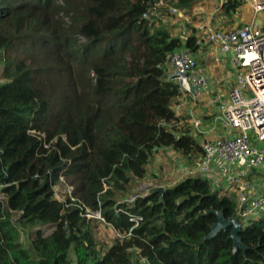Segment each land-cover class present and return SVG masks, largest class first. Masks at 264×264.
I'll use <instances>...</instances> for the list:
<instances>
[{"label": "trees", "instance_id": "1", "mask_svg": "<svg viewBox=\"0 0 264 264\" xmlns=\"http://www.w3.org/2000/svg\"><path fill=\"white\" fill-rule=\"evenodd\" d=\"M150 1L0 0V264H264V217L242 225L245 252L233 251L230 228L206 238L210 210L240 217L234 193L202 173L117 200L157 149L201 153L172 126L179 90L165 71L171 51H197L195 36L142 18ZM165 1L188 12L201 0ZM60 175L75 202L54 197ZM84 207L116 231L110 246ZM18 225L53 230L32 231L24 247Z\"/></svg>", "mask_w": 264, "mask_h": 264}, {"label": "built area", "instance_id": "2", "mask_svg": "<svg viewBox=\"0 0 264 264\" xmlns=\"http://www.w3.org/2000/svg\"><path fill=\"white\" fill-rule=\"evenodd\" d=\"M249 1L248 7L257 17L232 29L211 25L212 15L206 23L197 26L192 23L195 32L183 25L180 37L194 34L197 51L184 46L171 51L165 61L167 77L178 85L179 96L185 101L188 98L196 101L209 86V70L200 55L204 47H210V52L217 54L216 62L230 66L225 69L230 81L228 96L224 101L219 100L215 117L230 133L200 143L199 169L211 181L219 175L225 176L226 183L233 187L237 212L243 219L264 214V192L252 195L251 182L244 178L247 171L264 164V0ZM160 8H166V13L160 12ZM181 10L165 0H152L142 18L157 22H163L168 15L183 18ZM235 164L243 169L232 173L229 167ZM59 178L63 179V175ZM70 187L66 193L75 202L73 186ZM3 197L0 193V198ZM135 197L129 196L126 202H132ZM84 210L88 218L96 214L105 221L99 211L92 212L88 207Z\"/></svg>", "mask_w": 264, "mask_h": 264}, {"label": "crops", "instance_id": "3", "mask_svg": "<svg viewBox=\"0 0 264 264\" xmlns=\"http://www.w3.org/2000/svg\"><path fill=\"white\" fill-rule=\"evenodd\" d=\"M194 25L197 26V23H194ZM208 51L209 52H203L202 50L200 53L202 59L205 61V64L208 66L207 69H209L210 79L209 86L203 92L201 96L202 98L200 97L201 99L199 98L196 101L188 98L185 101L182 97L178 96L172 105V109L178 117L176 122L173 124L176 132H187L196 138L199 143L204 140L221 136L224 134V129H226L222 122L216 120L215 118L214 121L212 120V126H206V128H208L207 130L203 129L204 119L211 116V114H216L218 112V106L220 104L219 100L224 101L227 99L228 90L230 88V81L226 78V75V79H223L221 76V68L224 64L218 63L214 60L217 54H215V52H210V47L208 48ZM214 98H218V100L215 101ZM158 152L163 153L161 157L158 155ZM163 156L167 157L168 160H172L173 163L170 164L169 162H166L167 164H163ZM199 160L200 153L198 152L188 156H183L181 153L170 147H161L157 149L153 152L146 166L147 171H149V177L151 178V182L146 184L148 186L146 188V192H148L149 187L152 186H161L164 188L165 186H170L179 182L187 176L202 175L199 169ZM155 162L158 163L157 168L154 167ZM242 169L243 167L237 164L229 167V171L232 173ZM160 170L162 171V174H160ZM171 172L173 175L171 174V176H168V173ZM153 175H155L154 178ZM262 175H264L263 165L259 168L247 171L244 176L245 179H249L251 182L252 187L250 189V193L252 195L264 192V176ZM215 181H213L214 186L220 188L223 193L230 194V191H232V188L230 189L231 184L226 183L227 181L225 176L219 175L215 177ZM261 216L264 217V214Z\"/></svg>", "mask_w": 264, "mask_h": 264}, {"label": "rangeland", "instance_id": "4", "mask_svg": "<svg viewBox=\"0 0 264 264\" xmlns=\"http://www.w3.org/2000/svg\"><path fill=\"white\" fill-rule=\"evenodd\" d=\"M225 0H201L198 5H193L192 9L190 11H186L182 8V12L184 13V17H175V16H167V18H164L163 22L161 20L160 23H158L155 27H162L164 29L169 30L172 36H180L182 35V27L183 25L187 26V29H191L192 23H206L208 21V18L211 19L209 22H211V25L213 26H219L223 27L225 29H232L236 25L240 23H248L251 20H253L257 15L253 14V11L250 10L249 6V0H238L240 2V5L237 7L235 12L232 15H225L221 11V4ZM201 7V8H200ZM202 11H201V10ZM210 24V23H209ZM83 41V39H81ZM209 52L208 47H204L203 52ZM204 63V62H203ZM205 64V63H204ZM224 65H222L221 68V76L223 79L225 78V69L230 68L229 64L227 65L226 62H223ZM208 67V66H207ZM206 67V68H207ZM225 68V69H224ZM209 70V69H208ZM202 98V97H201ZM200 98V99H201ZM219 107V106H218ZM201 114V113H200ZM211 114V113H210ZM218 112L216 114H211V116H208L204 119L203 123V129L207 130L206 126H212V120L214 121V118L217 116ZM204 118V117H202ZM219 120V119H217ZM220 121V120H219ZM205 126V127H204ZM223 127V126H222ZM224 128V127H223ZM228 131L224 129V133H227ZM230 133V132H228ZM157 153V152H156ZM163 153H159L158 155L161 157ZM163 164H167L166 162H169L172 164V160H168L167 157L163 156ZM152 164V163H151ZM158 163H154V167L157 168ZM264 166V164H263ZM171 168V167H170ZM155 169V168H154ZM160 174H162V171H159ZM173 175V173H168V176ZM155 175H153L154 178ZM264 176V175H262ZM60 177V176H59ZM149 177V171H147L146 176L139 180H132L131 183L127 185V191L124 193H118L117 200L119 202H124L129 196H136V194H146V188L148 187L146 184L150 181ZM71 183L70 179H66L65 176H63V179L59 178V182L56 183L53 186V193L54 197L58 200L64 201L68 197V193H66L68 190H71ZM153 187V186H152ZM158 186H154L156 189ZM233 189L232 186H230V189ZM229 189V190H230ZM66 193V194H65ZM232 194V191H230ZM235 196V195H234ZM236 199V197H235ZM66 205V204H65ZM16 215H14L15 217ZM96 218H99L95 214ZM88 218V217H87ZM100 219V218H99ZM252 219V218H249ZM244 224H247L248 218L243 221ZM95 227L94 229V235L98 240L99 246L106 245L107 247L111 245L113 238H115L118 234L115 230H113L110 225L106 224L105 221H98L94 220L92 222ZM41 228L43 230V235H48L52 232L53 227L51 226H35V227H22L18 225L19 229V236H20V243L24 247H28L30 238L32 237L33 233L32 231H35L38 228Z\"/></svg>", "mask_w": 264, "mask_h": 264}, {"label": "water", "instance_id": "5", "mask_svg": "<svg viewBox=\"0 0 264 264\" xmlns=\"http://www.w3.org/2000/svg\"><path fill=\"white\" fill-rule=\"evenodd\" d=\"M156 190L160 193L164 192V188L161 186L157 187ZM209 212L215 213L217 219L211 225L210 232L208 233L206 238H213L221 230H226L227 228H230L229 238L233 242V251L236 252L238 250H242L243 252H245L246 246L243 244L242 238L240 236V230L242 227L241 222L233 217L224 218L222 212L219 210L212 209Z\"/></svg>", "mask_w": 264, "mask_h": 264}, {"label": "clouds", "instance_id": "6", "mask_svg": "<svg viewBox=\"0 0 264 264\" xmlns=\"http://www.w3.org/2000/svg\"><path fill=\"white\" fill-rule=\"evenodd\" d=\"M178 96H179V95H178ZM178 96H177V97H178ZM174 112H175V111H174ZM172 126H173V125H172ZM200 145H201V144H200ZM136 195H139V194H136ZM125 201H126V200H125ZM238 216H239V215H238ZM239 217H240V216H239ZM261 217H263V216H261ZM239 221H240L241 224L243 225V224H244L243 221H245V219H243V218L240 217Z\"/></svg>", "mask_w": 264, "mask_h": 264}]
</instances>
